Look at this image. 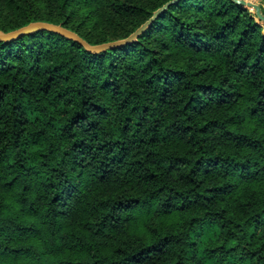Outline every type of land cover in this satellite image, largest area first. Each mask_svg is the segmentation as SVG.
I'll return each mask as SVG.
<instances>
[{
	"label": "trees",
	"instance_id": "1",
	"mask_svg": "<svg viewBox=\"0 0 264 264\" xmlns=\"http://www.w3.org/2000/svg\"><path fill=\"white\" fill-rule=\"evenodd\" d=\"M107 1L135 20L91 35ZM111 1L42 20L95 44L171 0ZM0 264H264V21L177 0L100 52L47 29L0 41Z\"/></svg>",
	"mask_w": 264,
	"mask_h": 264
},
{
	"label": "rangeland",
	"instance_id": "2",
	"mask_svg": "<svg viewBox=\"0 0 264 264\" xmlns=\"http://www.w3.org/2000/svg\"><path fill=\"white\" fill-rule=\"evenodd\" d=\"M113 4L116 2L126 1L133 5L139 4L147 6L150 4V0H112ZM111 1V2H112ZM257 1L264 10L263 0ZM107 1L97 9L96 20H92L86 24L85 29L89 31L91 35L99 36L100 34L106 35L112 38L116 35V32L122 33L124 28L130 27L131 21L135 20L133 14H120L113 9ZM251 13L255 15L257 20L256 10L249 7ZM66 12H62L57 4V0H0V26L9 28L10 25L17 21H26L30 18H39L42 20L48 17H59L63 19ZM37 20V19H36ZM262 23V21L260 20Z\"/></svg>",
	"mask_w": 264,
	"mask_h": 264
},
{
	"label": "water",
	"instance_id": "3",
	"mask_svg": "<svg viewBox=\"0 0 264 264\" xmlns=\"http://www.w3.org/2000/svg\"><path fill=\"white\" fill-rule=\"evenodd\" d=\"M172 1H177V0L168 1L164 5L156 9L150 18H148L141 25H139V27H137L128 36L109 40V41H104L101 43L92 44L87 39H85L83 36H81L78 32H76L75 30L69 27H66L65 25L61 23H55V22L46 21V20H33L25 25H22L18 28H15L9 31H5L2 28H0V41L12 40L22 34H27L33 31L47 29V30L58 32L74 41L79 42L81 45H83L86 49H88L91 52H100V51L106 50L114 46H118V45H122V44L134 41L138 37V35L142 33L150 25L152 20L156 18L161 11L167 8V6ZM234 1L242 3L246 5L247 7L254 8L256 10L257 17L261 21H264V11H263L262 6L259 3H256L252 0H234Z\"/></svg>",
	"mask_w": 264,
	"mask_h": 264
}]
</instances>
